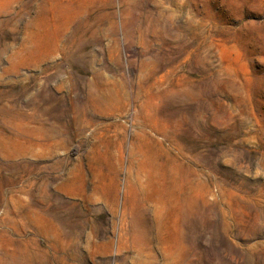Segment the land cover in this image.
Wrapping results in <instances>:
<instances>
[{
	"label": "rangeland",
	"instance_id": "374dc122",
	"mask_svg": "<svg viewBox=\"0 0 264 264\" xmlns=\"http://www.w3.org/2000/svg\"><path fill=\"white\" fill-rule=\"evenodd\" d=\"M139 133L180 207H126ZM0 264H264V0H0Z\"/></svg>",
	"mask_w": 264,
	"mask_h": 264
},
{
	"label": "bare ground",
	"instance_id": "6f19581e",
	"mask_svg": "<svg viewBox=\"0 0 264 264\" xmlns=\"http://www.w3.org/2000/svg\"><path fill=\"white\" fill-rule=\"evenodd\" d=\"M100 156L103 157L100 158L98 169L101 184L96 188L95 198H93L113 206L116 197V170L119 162H116L114 167H109L107 172V160L104 156ZM177 158L164 146L163 142L145 134H137L128 152L130 173L134 170L136 183L128 182L124 198L126 207L131 210L138 208L143 215H148L152 203L160 212L165 210L170 202L180 207L184 194V181ZM188 184L193 192L194 179H190ZM66 186L73 189L75 182L67 183ZM191 197L193 198V194Z\"/></svg>",
	"mask_w": 264,
	"mask_h": 264
}]
</instances>
